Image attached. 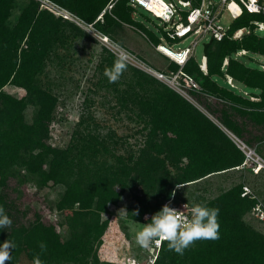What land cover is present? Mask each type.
<instances>
[{"label":"trees","instance_id":"trees-1","mask_svg":"<svg viewBox=\"0 0 264 264\" xmlns=\"http://www.w3.org/2000/svg\"><path fill=\"white\" fill-rule=\"evenodd\" d=\"M14 1L0 0V205L10 219H16L14 203L7 198L6 190L10 179L21 169L37 180L39 189L63 188L55 208L70 224L69 237L62 238L57 231L60 223L54 225L43 219L39 211H34L28 226L15 223L10 228L0 229V244L7 240L14 245L7 264H32L36 255L43 264L91 262L89 256L101 245L113 218L109 206L118 205L133 176L142 186L153 189L155 198H160L154 209L156 213L172 192L178 194L180 189L196 181L248 168L243 166L245 154L225 131L264 158L261 152L264 146V70L261 64L254 65L250 57H264V33L255 25L264 24V15L243 10L231 20L222 40L211 38L206 48L205 71L200 68L203 55L199 58L193 55L187 60L182 72L193 80L197 89L181 92L198 107L126 63L118 82L128 86L130 92L125 91L118 100L123 108L129 101L137 109L136 119L148 127L144 146L130 166L106 146L107 137L95 130L72 135L65 148L47 143L57 98L41 88L38 81L55 53L57 42L63 40L68 31L73 36L82 32L67 23L68 20L41 9L40 0H29L17 22L9 27L6 22ZM47 1L84 25H91L108 39L114 34L113 27L126 24L141 30L152 46L157 47L161 38L180 43L194 29H187L174 39L168 37L164 24L161 35L149 33L134 16L150 20L144 16L146 13L154 20L159 19L142 8L144 13L138 12L136 7L130 6V0ZM200 1L192 0V7H198ZM187 14V11L181 12L184 23ZM239 30H242L240 38L234 39L233 35ZM240 52L245 54L238 55ZM101 55L102 77L98 84L107 89L114 83H109L104 71L113 65L117 56L107 49H103ZM61 60V64H65ZM169 68L173 73L178 71L173 62ZM6 86L23 90L25 96L17 99L5 93ZM28 106L33 108L30 123L24 115ZM167 165L178 171L171 187ZM247 191L248 187L239 183L204 203L209 208L219 209L218 239L197 241L183 255L169 251L164 242L153 264H264V234L245 220L255 204L261 202L264 206V194L261 200ZM137 209L134 207L129 212ZM145 213L146 209L140 208L139 215H130V219L147 223L150 219H143ZM102 215L107 218L101 220ZM40 242L47 245L43 253L38 247Z\"/></svg>","mask_w":264,"mask_h":264},{"label":"rangeland","instance_id":"rangeland-1","mask_svg":"<svg viewBox=\"0 0 264 264\" xmlns=\"http://www.w3.org/2000/svg\"><path fill=\"white\" fill-rule=\"evenodd\" d=\"M28 1H14L10 17L6 22L9 27H13L17 22L21 12L28 5ZM170 1L177 3L178 0ZM213 1L217 3L219 0ZM41 9L50 10V7L47 3L41 2ZM153 9L156 13L160 12L157 7H153ZM136 10L144 13L138 7H136ZM144 16H147L150 20L138 15L134 18L149 33L161 35L160 29L163 24L158 20H154L149 14L144 13ZM231 20V16L225 11L219 20V24L227 27ZM66 22L79 28L82 34L73 36V33L68 31L64 39L57 42L55 53L52 54V59L48 61L45 71L38 81L41 88L51 92L57 98L54 120L49 125L46 141L53 147L65 148L68 146L72 135L85 133L87 130H95L101 136L107 137L106 146L116 156L122 157L124 161L128 162V165L133 166L136 157L144 146L148 127L146 123L136 119L137 109L129 101L127 107H121L118 98L125 91L130 92L128 86L116 82L106 89L98 84L99 79L102 77V70L99 69L102 60L101 52L103 49H107L119 57L118 48L113 47V43L119 44L121 48L129 51L137 59H127L126 63L128 65L154 77L182 96L171 84L170 86L164 80L157 78L154 73L156 71L150 69L152 64L143 58L142 53L147 51V46H149L152 52L148 49V54H151L148 56L152 57L151 60L156 63L157 70L167 76L171 73L169 66L172 62L168 57L153 49L148 41L137 32L136 27L131 28L128 27L129 25L113 27L114 34L110 36L112 40L109 39L111 42L104 43L89 29L78 26L73 21L68 20ZM134 33L139 34L143 40L145 39L147 46L133 38ZM193 40L194 37L188 36L179 43V46L181 48L188 47ZM210 40L211 35L207 33L198 41L194 49L196 58L203 54L202 45ZM172 50L176 51L177 49L174 47ZM250 57L254 65L264 63V57L262 56L252 55ZM61 59L65 61V64H61ZM181 83L184 86L182 91H188L189 87L182 80ZM3 91L17 99L25 96L23 90L12 86H6ZM127 92L126 96L129 97ZM24 115L26 122H32L33 108L28 106ZM261 152H264V146L261 147ZM256 154L264 160L258 152ZM179 166L182 167L183 164ZM166 169L169 171V186L171 187L178 171L168 165ZM36 181L35 178L27 176L21 169L16 172L14 178L10 179L6 194L7 198L14 203L15 208L14 215L16 219H11L12 225L17 223L16 226H28L34 211H39L43 219L49 220L54 225L60 223L61 227H58L57 231L62 238H68L70 221L69 219H63L61 212L55 208V204L61 198L63 188L57 186L39 189ZM24 182L25 186L22 184ZM239 183H244L248 187L247 192L250 195L255 194L262 200L264 170L255 174L253 170L248 168L196 181L190 186L182 189L178 188L180 189L177 190L178 194L172 192V196L176 204H187L189 206L187 209H190L193 204H204L216 199ZM155 195L153 189L142 186L137 177H132L118 205L109 206L113 218H111L106 228L101 245L89 256L92 261L88 264H149L148 260L152 254L150 247L147 249L142 248L135 241V233L140 230L145 222L131 220L130 215L136 210L129 212V209L134 207L145 208L146 213L143 219L146 220V217L150 219L155 214L154 209L160 200V198H155ZM122 209L128 214H122L120 212ZM247 217H249V220H247ZM106 218L107 215L101 216V220ZM245 220L264 234V225L254 218L251 211L246 215Z\"/></svg>","mask_w":264,"mask_h":264},{"label":"built area","instance_id":"built-area-1","mask_svg":"<svg viewBox=\"0 0 264 264\" xmlns=\"http://www.w3.org/2000/svg\"><path fill=\"white\" fill-rule=\"evenodd\" d=\"M191 1L192 0H178L177 3H174L170 0L167 2L164 0H130L131 7L142 8L145 11L149 12L153 17L159 19V21L165 25L163 29L168 33V37L170 39H174V37L184 33L187 29L194 28L190 35L194 37V40L190 43L188 47H185L178 52H173L170 48L166 47L165 45H159L155 48L160 54L168 57L171 62L178 66V71H176L175 73L171 72L169 76L160 72H154L155 75H157L158 79L164 80L169 85L171 84L175 89L181 91L184 87L181 83V80L189 88L197 89V85L193 82L191 78H189L182 72V68L187 62V60L193 56L194 49L197 46L198 41L207 33H209L211 35V38L216 41H220L226 36L228 26L223 27L221 24H219V20L222 17L223 12L227 11L228 14L231 16L232 20L237 18L243 10L249 14L264 15V0H219L217 3H215L213 0H201L200 5L198 7H192ZM40 2L47 3L50 7L49 11L55 14L56 16L62 17L65 20L73 21L78 26L89 29L102 42H111L106 36H103L102 34L94 31L91 25H84L80 20H78L76 17L72 16L65 10L58 8L57 6L49 3L47 0H40ZM152 2L160 6L161 11L159 13H156L153 7H151L153 6ZM110 8L111 6H108V9ZM182 11L188 12L185 23L182 22ZM67 14L71 16V18L68 17ZM170 23L171 25L169 26ZM255 25L257 26V30L259 32L264 33L263 23H255ZM241 34L242 30H239L233 35V38H240ZM161 40H163V38H161ZM117 51L120 54L119 57L123 56L125 57V60L130 58L136 59L129 51L121 47L118 48ZM164 52H173L171 53L172 57L170 58L169 56L165 55ZM244 54L245 52L238 53V55ZM260 67L264 70V63L261 64ZM203 71H205V68ZM228 84L233 87V84L230 79H228ZM231 138L232 140H234V142H236L237 146L245 154L246 159L243 166L250 168L254 171L255 174H258L260 171L264 170V160L255 153L254 149L248 148L246 145H244L241 141L237 140L232 135ZM247 193H244L243 195ZM166 203H170L171 207L181 210L182 205H184V203L176 204L173 200L172 195L169 200L163 203V205H165ZM251 213L253 214L254 218L257 219L258 222L264 225V206L261 204V202H258L254 205V207L251 209ZM185 215H189V209L187 208L185 209ZM164 242L166 241L150 246L152 254L150 259L148 260L149 264H153L155 262L158 252Z\"/></svg>","mask_w":264,"mask_h":264},{"label":"clouds","instance_id":"clouds-1","mask_svg":"<svg viewBox=\"0 0 264 264\" xmlns=\"http://www.w3.org/2000/svg\"><path fill=\"white\" fill-rule=\"evenodd\" d=\"M113 47L120 48V45L113 43ZM126 67L125 57H117L113 65L105 69L104 75L109 83H116ZM177 187L181 186L177 184ZM186 208H189L187 204L182 205V210L171 207L170 203L163 205L150 217L149 222L144 223L135 233L136 243L147 249L153 244L166 241L169 251L183 255L185 250L197 241L219 238L218 208H209L204 204L196 203L190 207L189 215H185ZM120 212L124 215L128 214L123 209ZM132 215H139V209ZM11 225L12 220L6 214L4 207L0 205V229L10 228ZM13 247L14 245L7 240L0 244V264H7ZM38 247L41 253L47 249L44 242H40ZM32 264H43L39 255L34 256Z\"/></svg>","mask_w":264,"mask_h":264},{"label":"crops","instance_id":"crops-1","mask_svg":"<svg viewBox=\"0 0 264 264\" xmlns=\"http://www.w3.org/2000/svg\"><path fill=\"white\" fill-rule=\"evenodd\" d=\"M152 5L154 6V7H157V9L158 10H161V8H160V6L159 5H157V4H154V3H152ZM122 25H126V24H122ZM126 26H128V25H126ZM128 27H133V26H128ZM138 33H140L145 39H146V41H148V43H149V45L150 46H152V44L150 43V41H149V39L148 38H146V36L144 35V34H142L139 30L137 31ZM133 38H136V40H139L140 42H143L144 44H145V46H147L146 45V41H145V39L143 40L142 39V37L141 36H139V34H137V33H134L133 34ZM143 44V45H144ZM160 45H167L166 47H168V48H170L171 50H172V48H176L177 50L176 51H173V52H178V51H180L181 49H183V48H181L180 46H179V43H170V42H167V41H165L164 39L163 40H161V44ZM144 46V47H145ZM148 47V49L150 50V48H149V46H147ZM153 47V49H155L154 48V46H152ZM148 49H146L147 51H148ZM147 51H145L144 53H142V56H143V58L145 59V60H147L149 63H151L152 64V66H151V68L150 69H152L153 71H156V72H159L158 70H157V65H156V63L155 62H153L152 60H151V58L152 57H149L148 55H151V54H148V52ZM151 51V50H150ZM152 52V51H151ZM173 52H171V53H173ZM194 55V54H193ZM203 55V54H202ZM150 58V59H149ZM201 68L204 70V68H205V57H203V58H201ZM156 69V70H155ZM191 103L193 104V105H196L193 101H191ZM197 106V105H196ZM198 107V106H197ZM204 114L211 120V121H214L212 118H210V116H208V114H206L205 112H204ZM225 131V130H224ZM226 133H227V135L231 138V134L230 133H228L227 131H225ZM232 139V138H231ZM234 141V140H233ZM236 143V142H235ZM235 170H238V169H235ZM235 170H233V171H235ZM231 172V171H230ZM225 174V173H224ZM220 175V174H219ZM214 176H217V175H214ZM211 177H213V176H211ZM247 220H249V217H247ZM255 224V223H254ZM257 225H259V224H257Z\"/></svg>","mask_w":264,"mask_h":264},{"label":"bare ground","instance_id":"bare-ground-1","mask_svg":"<svg viewBox=\"0 0 264 264\" xmlns=\"http://www.w3.org/2000/svg\"><path fill=\"white\" fill-rule=\"evenodd\" d=\"M152 3H154V2H152ZM55 7V6H54ZM161 11V10H160ZM234 11V10H233ZM68 15V14H67ZM68 17H70L71 18V16H69L68 15ZM73 20V19H72ZM165 53V55H167V56H169L170 58L172 57V54L171 53H167V52H164ZM177 90V89H176ZM179 93H181L187 100H189L190 101V99L185 95V94H183L182 92H181V90H177Z\"/></svg>","mask_w":264,"mask_h":264},{"label":"water","instance_id":"water-1","mask_svg":"<svg viewBox=\"0 0 264 264\" xmlns=\"http://www.w3.org/2000/svg\"><path fill=\"white\" fill-rule=\"evenodd\" d=\"M171 25V23L169 24V26ZM211 41H209L208 43H205L202 45V48H203V56L205 57L206 56V48H207V45L210 43ZM191 102V101H190ZM197 107V106H196Z\"/></svg>","mask_w":264,"mask_h":264}]
</instances>
